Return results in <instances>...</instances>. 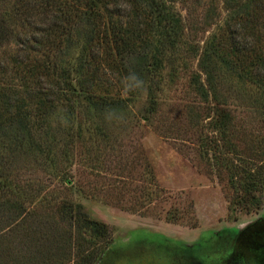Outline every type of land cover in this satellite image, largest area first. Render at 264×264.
<instances>
[{
    "label": "rangeland",
    "instance_id": "1",
    "mask_svg": "<svg viewBox=\"0 0 264 264\" xmlns=\"http://www.w3.org/2000/svg\"><path fill=\"white\" fill-rule=\"evenodd\" d=\"M169 4L179 15L181 39L160 70L155 107L147 114L145 93L116 72L97 71L92 74L99 72L101 82L84 84L126 98L125 107L108 114L84 108L71 91L54 94L62 84L56 83L58 68L73 62L76 47L59 52L54 71L49 66L24 79L20 61L35 60L42 68L53 59L52 50L34 41L35 22L17 24L15 38L0 47V85L15 89L28 113L35 112L39 97L45 99L37 130L48 133L52 155L47 164L18 162L14 196L39 216L56 218L59 206L72 202L105 223L108 243L93 264H184L190 249L233 235L264 214V107L253 101L262 95L264 100V89L249 81L256 71L264 77V41L253 45L255 37L246 30L243 78L219 58L222 69L208 73L206 48L221 38L223 50L232 49L229 31L235 25L225 23L223 0ZM119 7L121 14L110 18L125 22ZM259 29L264 32V22ZM256 45L262 49L257 70L250 64ZM39 89L47 93L40 96ZM5 234L0 246L10 242V264H34L24 259L27 240Z\"/></svg>",
    "mask_w": 264,
    "mask_h": 264
},
{
    "label": "trees",
    "instance_id": "2",
    "mask_svg": "<svg viewBox=\"0 0 264 264\" xmlns=\"http://www.w3.org/2000/svg\"><path fill=\"white\" fill-rule=\"evenodd\" d=\"M173 1L176 0H0V47L15 38L17 24L35 22L34 41L52 50L53 59L51 64L43 62L42 68L35 60L31 64L20 61L18 73L24 79L29 80L41 69L46 73L49 66L54 71L59 52L68 54L76 47L73 62L58 68L56 83L62 84L54 94L64 95L63 89L71 91L84 108L108 114L125 107L126 98L86 90L84 84L98 85L102 70L116 72L125 76L137 93H145L147 114L155 107L160 70L181 39L179 15L169 4ZM223 4L228 12L225 23L235 25L229 31L231 53L223 50L220 38L206 48L203 67L208 73L217 67L222 69L217 64L219 58L226 61L228 70L243 78V73H248L243 71L245 59L241 55L247 44L246 30L255 37L253 45L264 41V32L259 29L264 22V0H223ZM120 5L125 22L110 18L113 13L121 14ZM251 47L254 61L250 64L257 70L262 49L257 45ZM230 56L234 57L229 59ZM209 61L211 68H207ZM97 71L95 77L92 73ZM4 75L5 68L0 63V83ZM249 77L252 84L264 89L260 72L250 73ZM14 90L0 85V237L6 229L12 232L9 236L5 234L6 237L27 240L24 259L34 264H69L70 260L73 264H93L108 235L105 223L91 218L72 202H63L56 218L39 216L26 210L14 196L11 178L19 161L40 164L44 160L41 164H47L52 160L48 133L37 130L44 117L45 99L39 97L40 101L31 110L35 112L28 113L29 110H22ZM46 93L37 90L40 96ZM253 101L264 107L263 95ZM9 244L0 246V264H10L13 248Z\"/></svg>",
    "mask_w": 264,
    "mask_h": 264
},
{
    "label": "flooded vegetation",
    "instance_id": "3",
    "mask_svg": "<svg viewBox=\"0 0 264 264\" xmlns=\"http://www.w3.org/2000/svg\"><path fill=\"white\" fill-rule=\"evenodd\" d=\"M189 253L184 264H264V214Z\"/></svg>",
    "mask_w": 264,
    "mask_h": 264
}]
</instances>
